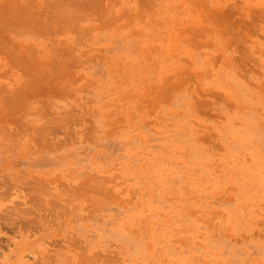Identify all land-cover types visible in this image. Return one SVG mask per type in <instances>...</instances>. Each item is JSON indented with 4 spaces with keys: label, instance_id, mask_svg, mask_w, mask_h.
<instances>
[{
    "label": "rangeland",
    "instance_id": "rangeland-1",
    "mask_svg": "<svg viewBox=\"0 0 264 264\" xmlns=\"http://www.w3.org/2000/svg\"><path fill=\"white\" fill-rule=\"evenodd\" d=\"M0 10V264H264V0Z\"/></svg>",
    "mask_w": 264,
    "mask_h": 264
},
{
    "label": "bare ground",
    "instance_id": "bare-ground-1",
    "mask_svg": "<svg viewBox=\"0 0 264 264\" xmlns=\"http://www.w3.org/2000/svg\"><path fill=\"white\" fill-rule=\"evenodd\" d=\"M18 1H20V0H18ZM59 2H60V1H59ZM23 4H24V3H23ZM4 5H5V4H4ZM1 9H2V8H1ZM73 10H74V9H73ZM0 11H1V10H0ZM74 11H75V10H74ZM62 12H63V11H62ZM78 13H79V12H78ZM64 14H65V13H64ZM61 15H62V14H61ZM61 15H60V16H61ZM69 15H70V14H69ZM69 15H68V16H69ZM69 20H70V19H69ZM32 26H33V25H32ZM35 26H36V25H35ZM19 27H20V26H19ZM41 28H42V27H41ZM22 29H23V28H22ZM55 33H56V32H55ZM102 194H103V193H102Z\"/></svg>",
    "mask_w": 264,
    "mask_h": 264
}]
</instances>
